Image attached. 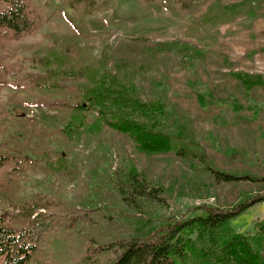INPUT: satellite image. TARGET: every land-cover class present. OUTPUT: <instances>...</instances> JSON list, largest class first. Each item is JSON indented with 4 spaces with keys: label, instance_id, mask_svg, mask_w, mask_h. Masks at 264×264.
I'll return each mask as SVG.
<instances>
[{
    "label": "trees",
    "instance_id": "obj_1",
    "mask_svg": "<svg viewBox=\"0 0 264 264\" xmlns=\"http://www.w3.org/2000/svg\"><path fill=\"white\" fill-rule=\"evenodd\" d=\"M96 2L65 0L82 13ZM240 10L239 2L217 0L202 21L224 24ZM47 21L37 0H0V92L18 84L44 88L46 93L32 100L15 95L10 100L51 108L61 125L49 127L30 118L9 126L0 106V264H264V223L254 234L230 224L264 196L248 197L230 208L201 207L202 212L147 235L132 231L139 227L135 219L122 214L117 204L103 205L99 193L73 200L25 191L26 171L41 161L72 180L80 177L79 165L70 157L74 140H100L107 129L131 140L141 153H170L203 162L206 154L188 134L167 125L169 105L164 96L146 97L134 77L111 69L106 57H94L79 40H53L34 52L17 44L38 34ZM233 74L250 86L256 81L248 73ZM38 148L42 159L33 154ZM204 167L218 182L264 181V175L223 173L212 164ZM109 182L117 202L132 211L140 210L143 201L166 198L163 186L134 167Z\"/></svg>",
    "mask_w": 264,
    "mask_h": 264
},
{
    "label": "rangeland",
    "instance_id": "obj_2",
    "mask_svg": "<svg viewBox=\"0 0 264 264\" xmlns=\"http://www.w3.org/2000/svg\"><path fill=\"white\" fill-rule=\"evenodd\" d=\"M37 1L48 21L38 34L17 43L20 47L34 52L53 40H79L94 57H106L111 69L134 77L146 97L164 96L169 105L167 125L188 134L206 154L203 162L170 153H141L131 140L107 129L99 134L100 140H74L70 157L79 165L80 177L72 180L41 161L26 171L25 191L73 200L99 193L103 205L117 204L122 214L135 219L139 227L132 231L147 235L202 212L201 207L230 208L248 197L264 196V181L218 182L204 167L212 164L223 173L264 175V0L251 4L220 0L239 2L241 10L233 20L217 25L202 21L217 0H97L84 13L65 0ZM235 72L248 73L256 81L247 85ZM45 93L31 85L4 88L0 106L6 124L34 118L60 127L57 111L10 100L11 95L26 101ZM35 151L42 159L40 149ZM132 167L165 188L163 202L143 201L138 211L117 202L109 180ZM262 223L264 200L230 221L245 234L256 233Z\"/></svg>",
    "mask_w": 264,
    "mask_h": 264
}]
</instances>
